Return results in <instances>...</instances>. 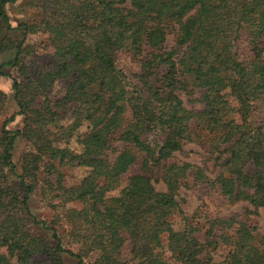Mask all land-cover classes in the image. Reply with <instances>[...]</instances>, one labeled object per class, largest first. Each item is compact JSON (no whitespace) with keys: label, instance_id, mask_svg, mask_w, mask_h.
Here are the masks:
<instances>
[{"label":"trees","instance_id":"trees-1","mask_svg":"<svg viewBox=\"0 0 264 264\" xmlns=\"http://www.w3.org/2000/svg\"><path fill=\"white\" fill-rule=\"evenodd\" d=\"M16 1L0 0V78L13 106L8 114L0 92V264H264V238L244 220L214 218L202 232L189 223L176 191L192 166L173 160L203 142L216 173L195 168L194 181L264 212V0H25L30 19L11 25L5 7ZM38 33L69 50L44 67L23 61ZM120 53L138 65L133 84ZM15 117L21 127L6 129ZM17 139L26 149L15 162ZM72 140L85 143L81 160ZM114 143L122 149L109 160ZM83 162L66 185L61 170ZM130 164L142 173L120 188ZM33 196L51 220L30 212Z\"/></svg>","mask_w":264,"mask_h":264},{"label":"rangeland","instance_id":"rangeland-1","mask_svg":"<svg viewBox=\"0 0 264 264\" xmlns=\"http://www.w3.org/2000/svg\"><path fill=\"white\" fill-rule=\"evenodd\" d=\"M25 0H17L14 4L7 5L5 7L6 14L9 18L11 25H15L18 21L29 20L31 12L27 10L24 6ZM25 44L28 48L32 47L33 51L29 52L27 55L24 53L23 61H27L30 64H34L40 67H44L45 64L50 60L52 56H62L69 47L66 48H50L44 45V35L33 34L26 38ZM172 45V36L169 35L166 38V46ZM116 67L122 71L129 83H134V75L138 70V65L133 61L132 57L127 53H120L116 56ZM61 86L57 85L54 89L55 93L59 95ZM0 92L5 94L8 106V114L13 111V106L10 102V81L6 78H0ZM200 92L196 91V97ZM179 98L182 101L183 106L191 111H198L202 109V105L199 103H192L189 98L178 93ZM260 111H254L252 116V121L256 123L259 120ZM2 121V116L0 117V122ZM68 121V116L61 119V123L65 125ZM21 127V117H15L11 123L6 125V129L14 130ZM84 129H81L83 132ZM84 142L75 143L73 140L67 144V147L73 150L78 158L81 160V155L83 152ZM26 144L23 140L17 139L15 142L14 150L12 152V160L18 161L20 155L25 151ZM122 149V145L119 143H114L112 148L107 152V157L112 160ZM206 146L203 142H193L184 145L179 153H175L173 160L174 162L187 163L192 166L187 174L177 180V191L176 200L180 202V205L187 217L189 223L199 230L204 231L207 223L214 218H234V220H244L247 225L253 227L258 235L264 238V212L262 209L256 210L255 213L247 214L244 213L245 209L251 210L245 203H228L223 199L216 191L206 187L205 184L200 182V180L194 181L195 168L201 169L204 176L213 178L216 170L212 166L211 162L206 159ZM83 161V160H82ZM123 163L127 164L130 162V158L126 155L122 157ZM85 162L79 164L78 167L72 169H62V174L64 175L65 184L68 186L76 184L79 179L86 172ZM142 173L138 166L129 165L127 172L125 173L122 182H120V188L124 185V178L131 174ZM154 188L157 191L162 192L164 186L158 181L152 182ZM78 208L76 204L68 205V207ZM30 212L37 219L51 220L52 212L44 205L38 196H33L29 203ZM58 224V223H57ZM58 232L61 238L64 236V228L58 227ZM64 239V238H63ZM64 239V243H65ZM66 246V245H65ZM127 245L124 249V255L127 253ZM227 252V248L220 245L213 254V261L218 262L223 259ZM62 260L64 264H75V260L62 255ZM88 260H84V264Z\"/></svg>","mask_w":264,"mask_h":264}]
</instances>
